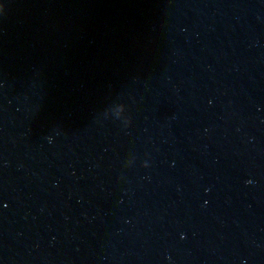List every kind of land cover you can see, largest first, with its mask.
Returning <instances> with one entry per match:
<instances>
[{
  "label": "water",
  "instance_id": "water-1",
  "mask_svg": "<svg viewBox=\"0 0 264 264\" xmlns=\"http://www.w3.org/2000/svg\"><path fill=\"white\" fill-rule=\"evenodd\" d=\"M0 264H264V0H0Z\"/></svg>",
  "mask_w": 264,
  "mask_h": 264
}]
</instances>
